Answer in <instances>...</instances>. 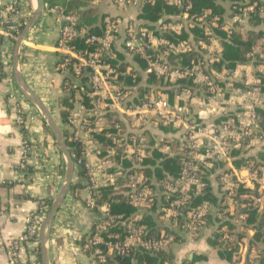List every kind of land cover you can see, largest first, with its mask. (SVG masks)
I'll use <instances>...</instances> for the list:
<instances>
[{
    "label": "built area",
    "instance_id": "obj_1",
    "mask_svg": "<svg viewBox=\"0 0 264 264\" xmlns=\"http://www.w3.org/2000/svg\"><path fill=\"white\" fill-rule=\"evenodd\" d=\"M165 1L182 7L183 12L176 14V19L173 21L162 18L159 22L153 23L152 28H128L124 44L129 54L147 63L148 74L155 75L166 82L173 81L179 72L184 75L182 77L196 79L194 67L188 71H178L172 66L167 57L171 52L181 57L196 51L201 52L203 51L201 48L210 45L211 52L200 59L196 66L201 70H212L210 66L219 62L223 56V52L218 49L223 41L219 34L220 30L231 36L237 25L240 24L239 27L243 28V23L248 22L253 16L264 19V0H225L231 12L229 18H224L222 23L217 15L211 17V10L205 11L200 16L192 15L193 5L189 1ZM153 2L154 0H114L120 8H143L146 4ZM22 5V0H14L7 9L0 10V79L5 75L3 62L9 53L6 42L13 43L12 40H17L28 22L24 20ZM43 13L54 16L61 25L55 48L64 58L60 56L57 67L64 78L63 98H71L70 106L62 105V110L68 112L66 126L70 129V141L81 147V152L78 155L73 154L72 157L77 158L78 165L82 166L86 172L90 189L88 207L99 208L95 199L98 195L97 189L113 185L118 189L126 188L124 194L129 202L140 213L146 212L155 205V196L151 187L138 174L146 159L141 150L145 138L142 135L130 134L122 123L117 122L109 134L111 145L109 144L108 154L105 159L103 157L104 160H101L99 156L102 152L96 147L93 137L94 122L91 120L94 119L97 123L104 117L106 110L102 109L101 105L106 104L108 99L112 100L111 108H115L117 104L123 105L126 112L133 114V117L144 116L150 110L155 111V114L165 123L174 122L177 118L175 110L172 109L170 101L161 95L135 104L130 103L129 92L112 93V88L116 86L122 74L109 61L113 59L114 47L121 31L119 19H108L102 34H90L87 29L80 27L78 15L67 12L60 5L45 3ZM22 18L23 22H20ZM196 27L205 28L204 38H197L192 33L191 30ZM184 30L190 34L187 40L172 42L166 37V34L170 33L181 35ZM78 38H86L87 43L95 45L96 48L91 51H78L74 44ZM164 48H166L165 52H162ZM249 57L251 58L249 63L238 65L251 66L255 70L253 77H242L239 82L242 86L227 100L223 91L220 88L218 90L208 76L209 90L215 95H224L221 102L218 100L216 102L220 105V117L225 120L221 124L215 121L204 124L197 119L189 118L187 136L191 141L183 154L181 171L177 176H171L157 183L167 198L168 207L165 209V215L174 219L177 224L185 218L184 227L194 237L201 235L204 231L209 213L208 202L203 200L198 205L193 204L196 198L204 195L206 187L201 174V162L196 155L197 149L203 146L206 158L214 162L228 161L232 158L236 146L243 139L248 140L254 137L261 119L264 120L262 115L264 91L261 80L264 76V40L263 46L257 43ZM238 65L236 68L239 67ZM71 73L74 82L67 79ZM82 77L87 78L86 85L81 83ZM230 87L235 89L236 85L230 84ZM244 96L249 104L242 108V103L237 98ZM85 98L89 100L88 105L85 103ZM259 110H261L260 115ZM25 123V117L20 110L17 125L21 129L25 127ZM31 151L32 145L25 141L22 167L28 165ZM94 155L96 159L93 158ZM127 163H130V168L126 166ZM261 170L257 163H247L243 168L236 169L222 178L225 188L224 216L234 227L224 225L219 228L217 232L221 236L218 239L220 246L231 253L236 264H259L261 252L264 249V244H261L262 247L251 243L253 237L250 238L248 234L250 232L255 234L256 228L248 223L249 213L247 212L251 207L264 212V190L260 189ZM242 171L248 172V179L242 178ZM230 207H233L234 212H228L227 209ZM49 211L50 207L45 202L39 203L38 210L27 217L25 232L2 244L8 264H40V231ZM3 213L4 209L0 203V214ZM118 224L124 227V238L117 242L107 240L106 232L110 227ZM147 233L146 228L140 224L139 215L126 220L107 209L105 219L94 225L84 244V250L96 249L100 262L106 260L104 248L110 250L112 255H130L135 250H146L156 254L163 252L170 238L167 235L150 238ZM133 264L145 263L134 259Z\"/></svg>",
    "mask_w": 264,
    "mask_h": 264
},
{
    "label": "crops",
    "instance_id": "obj_2",
    "mask_svg": "<svg viewBox=\"0 0 264 264\" xmlns=\"http://www.w3.org/2000/svg\"><path fill=\"white\" fill-rule=\"evenodd\" d=\"M13 1L0 0V9H7ZM22 1L24 20H29L37 8V0ZM219 4L223 8V17L228 19L231 12L229 4L225 0L219 1ZM91 5L95 6L102 16H105L103 26L108 19H119L121 22V31L112 58L114 66L122 74L116 86L112 88V93L129 92L130 103L134 102L135 104H139L147 98L161 95L170 101L177 116L171 123L163 122L152 110L146 112L144 116L133 117V114L126 112L123 105L117 104L115 108H111L112 100L108 99L106 104L101 105L102 109L106 110L104 117L97 123L94 119L91 120L94 122L93 137L96 147L102 152L99 158L102 160L104 157L105 159L108 154L109 144L111 145L109 134L115 123H122L130 134L142 135L145 142L141 150L146 159L138 174L151 187L155 196V205L148 209L149 211L146 210L153 214L159 229V232L153 236L167 235L170 238L168 246L161 252L165 257L164 264H185L187 260L191 261V264H236L233 256L230 259L222 256L220 245L214 246L210 243L218 231L217 218L225 219L226 210H223L225 209L223 206L225 204V188L222 178L236 169L243 168L247 163H257L262 168L260 189L264 190V120L261 119L260 126L254 132V137L248 140L243 139L236 146L232 158L228 161L214 162L212 159L206 158L203 146L197 149L196 155L201 162V174L206 184L205 189L207 188L210 196L217 201L215 205L211 198L204 200L208 202V216L210 215L212 220L206 222L204 231L197 237L192 236L184 227L185 218L177 224L174 219L165 215L168 202L157 183L173 175L166 174L161 178L158 177L155 174L154 163L163 160L164 157L180 155L183 158L188 143L191 141L187 136L189 118L197 119L204 124L214 121L221 124L225 119L220 117V105L216 100L221 102L223 94H225L226 100L234 96L233 93H237V90L242 86L239 83L241 78H252L255 70L249 65H238L239 67L235 70L223 68L221 72L214 69L207 71L199 69L195 64L193 70L196 79L190 85L183 84V80L186 78L182 77L184 75L181 72L177 73L173 81L166 82L164 79L148 74L147 63L143 59L129 54L124 44L128 28H150L149 25L153 24L141 17L143 8H120L114 3V0H92ZM163 18L171 21L176 19L174 14L169 13L165 14ZM244 24L248 30L258 28L253 27L249 21ZM239 25L235 27L236 30L240 28ZM60 26L54 16L43 13L21 45L17 69L48 107L63 132L67 127L60 120L64 78L58 71L60 53L55 48ZM259 27L264 31V26ZM6 49L9 53L3 62L5 75L0 79V203L4 209V213L0 214V264H8L2 244L25 232L28 215L38 210L40 200L56 198L67 173V161L56 136L52 130L48 129L47 121L38 107L29 100L18 84L13 61L15 44L6 42ZM201 49L203 51L195 52L200 59L212 50L210 45H205ZM218 49L224 51L222 42ZM167 57L176 70L188 71V68H184L181 63L182 57L172 58L173 60H170V56ZM208 76L218 90L220 88L223 91V94L215 95L209 90ZM230 84L236 85V88L232 89ZM245 97L237 98L242 103V108L249 104ZM20 110L26 120V134L21 132L17 125ZM67 129L70 133V129ZM25 141L32 145L28 165L34 169V173L27 177L22 170ZM198 142L200 141L198 140ZM93 158L96 159V155ZM236 162L240 164L237 165ZM126 166L131 167L130 163H127ZM78 173L76 171L73 183L80 181ZM241 176L244 180L248 179V172L242 171ZM4 181L5 183H3ZM89 196L90 189L86 177L83 187L77 189L74 195L69 193L61 206L54 220L48 245L50 264L101 263L93 254L84 250V244L94 225L98 221L104 220L107 209L111 211L112 208L108 203L100 204L99 208H89L87 205ZM227 210L234 212L233 207ZM144 213L145 211L142 213L137 211L127 219L139 215L142 220ZM143 226L146 230L148 229L147 225ZM248 235L252 238L254 232H250ZM105 238L113 242L123 239V225L110 227ZM261 246L263 247V245ZM104 252L106 255H112L111 251L105 250V248Z\"/></svg>",
    "mask_w": 264,
    "mask_h": 264
},
{
    "label": "trees",
    "instance_id": "obj_3",
    "mask_svg": "<svg viewBox=\"0 0 264 264\" xmlns=\"http://www.w3.org/2000/svg\"><path fill=\"white\" fill-rule=\"evenodd\" d=\"M192 3L193 8L191 11V14L194 16H200L205 11L211 10L212 15L211 17H215L216 15L220 17V22L222 23L224 20L223 17V8L220 6L219 1L222 0H186ZM45 3H48L50 5H60L67 12L74 13L79 16V22L80 27L87 29V31L90 34H102L105 31V25L103 26V20L105 16H102L99 10L92 6V0H45ZM2 10V9H0ZM183 12L182 7H177L175 5L169 4L165 0H154L153 3L146 4L143 7V12L141 14V17L149 22H159L163 16L167 13L169 14H179ZM20 22H23V18L20 20ZM249 22L252 24L253 27H259L264 25V19H261L259 17L253 16ZM151 28L153 25H149ZM23 28V27H22ZM204 27H196L192 29V33L195 34V37L197 38H204ZM219 34L222 37V44L224 47L223 56L222 59L215 63L213 66H210V68H213L217 71H222L224 67L234 70L238 64H246L249 63L251 58L249 55L254 50V47L257 45V41L264 36V31L260 30L257 31L255 29L251 30H242L241 28H238L237 30L234 29L231 36H228V34L220 30ZM189 32L185 31L181 35H176L175 33L166 34V37L171 40L172 42H180L183 40H187L189 38ZM16 40H12L13 43H15ZM74 44L77 47L78 51H91L96 48L95 45H92L90 43H87L86 38H78L75 40ZM164 48L163 50H165ZM61 56V55H60ZM176 56L173 52L170 54V60H173L172 58H176ZM182 61L181 63L184 65V68L192 69L195 64H197L200 60V57L197 56L195 52L190 54H185L181 56ZM63 59L64 56H61ZM139 58V57H138ZM202 59V58H201ZM75 61V59H73ZM113 65V59L109 60ZM171 62V61H170ZM148 67V65H147ZM70 81L74 82V77L71 73V76L67 78ZM82 84L86 85L87 78L82 77ZM262 84H263V91H264V76L261 77ZM193 80L186 78L183 80V84L190 85ZM193 83V82H192ZM70 97L63 98L62 105L65 107L70 106ZM85 103L88 105L89 100L85 98ZM264 115V113L262 114ZM67 116L68 112L65 110H62L60 113V120L61 123L66 125L67 123ZM48 129L51 130L50 126L47 125ZM21 132L26 134L25 127L21 128ZM63 134L67 140V144L69 147V150L71 154L78 155L81 152V147L79 145L74 144L70 141V133L66 128L63 130ZM75 164L78 165L77 158L74 157ZM154 163V162H153ZM237 165H239V162H236ZM155 168V174H157L158 177H163L164 175H173L177 176L182 168V157L174 156V157H164L163 160H158V162L154 163ZM22 170L26 173V177L34 173V169L32 166L26 165L22 167ZM80 181L74 182L71 185L70 188V194L74 195L77 189H80L83 187L84 180L86 179V172L78 173ZM83 182V183H82ZM13 185V184H11ZM126 188H116L113 185L110 186H104L97 189L98 195L95 196L96 204L100 205L102 203H108L111 206V213L114 215H122L123 219H126L131 216L132 214H135L138 209L134 207L128 200V198L125 196L124 192L126 191ZM211 198L213 199V204L216 205L217 201L214 200L212 196H210V193L208 192L207 188L205 189L204 195L198 197L193 202L194 205H198L202 203L203 200ZM42 202H45V204L49 207H51L53 200H40L39 203L42 204ZM149 211V210H148ZM249 213L248 223L251 227L256 228V233L254 234L253 238L251 239V243L257 244V246L264 244V212H259L254 207H251L247 210ZM210 216V215H209ZM207 217V222L211 221L212 218L210 216ZM181 221H183L181 219ZM180 221V222H181ZM217 221L219 222V228H222L224 225H228L230 228H233L234 225L229 220H220L217 218ZM140 224L147 225L148 226V233L147 236L150 238H159L154 237L153 235H156L159 232V229L157 228V224L154 221L153 214L151 212H145L143 219L140 220ZM117 226H120L118 224ZM221 235L218 234V232L214 235V238L210 240V243L214 246L220 245L219 237ZM222 248V247H221ZM93 256L96 258L98 257V251L96 249L89 250ZM105 253V252H104ZM221 254L223 257L230 259L232 257L231 253L227 250H224L222 248ZM40 264L42 263V253L40 250L39 254ZM98 259V258H97ZM137 259L140 262H143L145 264H164V255L162 253H151L146 250H135L130 255H107L105 262H101L100 264H133V260ZM99 261V260H98ZM192 262L187 260L185 264H191ZM259 264H264V249L261 252V259Z\"/></svg>",
    "mask_w": 264,
    "mask_h": 264
},
{
    "label": "water",
    "instance_id": "obj_4",
    "mask_svg": "<svg viewBox=\"0 0 264 264\" xmlns=\"http://www.w3.org/2000/svg\"><path fill=\"white\" fill-rule=\"evenodd\" d=\"M37 8L33 11V14L31 15L30 19L24 26L20 36L15 42V49L13 54V61H14V68H15V74L16 79L18 81L19 86L22 88L23 92L26 94V96L31 100L40 110V112L43 114L44 118L47 121V124L50 126L51 130L53 131L54 135L56 136V139L59 143V146L66 158L67 161V173L66 178L64 181V184L60 191L58 192L56 198L53 200V203L50 207V211L46 218L44 219L42 229L40 231V247H41V253H42V263L43 264H50L49 263V241L51 238V232L54 225V220L56 218V215L61 209V206L63 205L64 201L68 197V194L70 192L71 185L73 183V178L76 174V171L79 173L84 172V168L80 165H76L75 161L72 157V154L69 150L67 140L58 125L57 121L55 120L54 116L51 114L48 107L45 105V103L42 101V99L36 94V92L27 84L22 74L18 71V60L20 56V49L23 41L31 31V29L36 25L39 18L44 12V5L45 0H37Z\"/></svg>",
    "mask_w": 264,
    "mask_h": 264
},
{
    "label": "rangeland",
    "instance_id": "obj_5",
    "mask_svg": "<svg viewBox=\"0 0 264 264\" xmlns=\"http://www.w3.org/2000/svg\"><path fill=\"white\" fill-rule=\"evenodd\" d=\"M244 27L243 28H241L242 30H248L247 28H246V25L244 24L243 25ZM255 30H257V31H260L261 29H260V27H258V28H256ZM263 40H264V36H262L257 42H258V44H259V46H263Z\"/></svg>",
    "mask_w": 264,
    "mask_h": 264
}]
</instances>
